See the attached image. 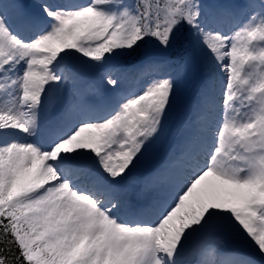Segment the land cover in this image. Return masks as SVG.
<instances>
[{
    "label": "snow or ice",
    "instance_id": "obj_1",
    "mask_svg": "<svg viewBox=\"0 0 264 264\" xmlns=\"http://www.w3.org/2000/svg\"><path fill=\"white\" fill-rule=\"evenodd\" d=\"M239 16L203 0H0V264H264V0ZM153 43L200 47L223 86L153 174L162 196L130 218L121 183L162 132L176 81L158 74L101 111L46 117L72 62L104 68L119 92L112 62Z\"/></svg>",
    "mask_w": 264,
    "mask_h": 264
},
{
    "label": "rangeland",
    "instance_id": "obj_2",
    "mask_svg": "<svg viewBox=\"0 0 264 264\" xmlns=\"http://www.w3.org/2000/svg\"><path fill=\"white\" fill-rule=\"evenodd\" d=\"M22 2L26 4L28 7L32 8L33 10H37V5L39 3V0H22ZM75 2H85V0H75ZM203 2L206 8L209 10L219 9L225 6L231 9L235 7L241 8L242 11L240 12L241 14L239 17H242L243 13L246 11V5L249 3V0H203ZM232 26H233V21L228 18H226L221 25V27H223L225 30H231ZM153 50L154 49H151L150 51ZM172 51L173 53L169 58V62L158 63V65L161 66L159 73L165 74V72L170 71L168 75H170L176 81V89H175L176 111L173 115L167 114L166 120L164 121L163 130L166 125L173 122H179L180 120H182V118L185 116L186 112L189 109L190 110L196 109L195 110L196 119L195 120L193 119L191 124L188 123L189 129L192 131V134L196 136L197 133L203 129L205 124V118L199 120V118L204 117V115L200 111V106L204 101L205 94L214 91L216 93L217 99H219V95L221 93L220 89L223 86V77L222 76L213 77L209 74L205 64V57L200 47L193 48L187 44L182 43L174 47ZM148 55L150 54L147 53V56ZM142 63L143 61L137 60L135 64H133L132 66H127L120 59H118L116 61H113L111 66L119 69L121 81L123 79L127 83H129L130 81L136 83L137 73L134 74V70L138 69L139 71V68L143 66ZM170 66H172V68ZM164 69L165 72H163ZM86 75H89L90 77L88 81H85L84 78L81 79L80 76L75 75L74 72L75 79L73 80L75 81L71 84V86L74 85V87L73 88L69 87L68 90H65L64 83H61L56 86L54 98H53L54 108L49 109V114L46 117V123L48 125H51L54 122V115L56 117H59L64 113V110L61 107V102H65L67 104L71 103L70 95L68 94L69 91L71 92V94L78 93L79 95L82 96H84L86 93H95L97 96L101 97V99L105 98L106 101L103 102V104H101L99 107L93 105V103L89 100L86 101V103H84L82 111L89 109V107H92L91 109L93 110L101 111L102 109L106 108L108 105L110 106L115 103V100L117 99L118 96L114 94H117V92L114 91L112 86L107 83L108 77L105 73L104 68L98 67L95 64H91V67ZM153 76L150 77L149 80L157 77V75H153ZM204 79H209V83L207 82V87L204 89V95L198 98H196L195 96H190V97L187 96V87H189L191 90H194L195 85L203 81ZM84 83L86 84L81 89H79ZM144 84L145 82L142 81L138 83V87L141 88ZM122 86H123V81L121 82L119 88H121ZM84 87H86V91H83ZM103 92H105L106 94L105 96H103ZM163 130L160 133L159 137L155 139V141L152 143L148 151V153L152 157L158 159L160 166L164 162L162 160V154L164 151L163 148L164 146H166L165 141H167L171 137L170 133L164 135ZM180 147L182 148L183 145L180 144ZM158 179H163V178L159 177ZM126 181L125 184L132 182V184L138 187L136 193L137 199H135L134 203L138 205V208L143 209L144 201L142 200V194L139 188V181L136 178H133L131 175L127 177ZM141 184L143 186L144 185L149 186L152 184V181L150 182L141 181ZM199 239L200 238L197 237L195 240H193L192 244L189 247L191 248L195 246L199 242ZM219 239L221 238L218 237V240ZM225 239H227V244L231 248L240 249L242 251H245L244 249H247L244 248L247 247L246 244L240 239L232 238V237H227Z\"/></svg>",
    "mask_w": 264,
    "mask_h": 264
},
{
    "label": "bare ground",
    "instance_id": "obj_3",
    "mask_svg": "<svg viewBox=\"0 0 264 264\" xmlns=\"http://www.w3.org/2000/svg\"><path fill=\"white\" fill-rule=\"evenodd\" d=\"M233 10L239 13L242 11L241 8H238V7L233 8ZM243 18L244 17L242 16L239 19L242 20ZM153 71L154 70H151L150 73H152ZM71 82H73V79H69L67 82L64 83L65 90L69 89ZM207 82L209 83V79H204L203 81L199 82L198 84L195 85L194 90H191L189 87H187V96L189 97L195 96L196 98L202 97V95H204V89L207 87ZM123 91L128 92L129 88H123ZM68 94L70 95L71 103L67 104L65 102H61V107L63 108L65 112V110L68 109L69 106H71V112L69 113V115L70 117L74 118L80 112V105L83 103L79 102L78 94H71L70 91L68 92ZM84 100L85 101L90 100L94 105H97V106L103 104V101L100 99V97H98L95 94L86 95L84 97ZM194 118H195V110L189 109L186 112L185 116L182 118V120H180L179 122L170 123L164 127V130H163L164 135L167 133L171 134V137L167 141H165L166 146H164L163 148L164 151L162 154V160L164 162L168 160L169 158L174 157L179 152V149H180V146L178 145V143H185V141L187 140L186 136L192 134V131L187 129V124L191 123L192 119ZM158 169L159 167L157 168L155 173H157ZM153 174L148 177L139 179L141 181L142 180H148V181L152 180V185L150 187L142 186L140 188L141 194H142V200L144 201V207L150 204L151 202H153L155 199L160 198L162 196L161 185L164 183V179L159 180L157 178H153ZM154 181H156L157 183ZM137 189L138 187H136L132 183L127 185V188L125 191H123V188L121 187V199L127 205L126 211L128 215H131L136 210V208L134 207V200L137 198L136 197Z\"/></svg>",
    "mask_w": 264,
    "mask_h": 264
},
{
    "label": "water",
    "instance_id": "obj_4",
    "mask_svg": "<svg viewBox=\"0 0 264 264\" xmlns=\"http://www.w3.org/2000/svg\"><path fill=\"white\" fill-rule=\"evenodd\" d=\"M154 47H157L154 43L146 46L145 49H144V52H143L144 55L146 56V52L149 51L150 49L154 48ZM168 54H169V51H166L165 52V56H167ZM165 56H164V58H165ZM162 57L163 56H161L160 58H162ZM74 63H76L77 69L81 73H85V71L89 67V64L86 63V62H85V66L84 67H80L79 61H74ZM171 109H172V105H171ZM144 163H146V164L144 165ZM155 164H156V160H151L148 155H145V157L142 159L141 163L135 168V170H133V173H136V174H139V175L149 174V173L154 171Z\"/></svg>",
    "mask_w": 264,
    "mask_h": 264
},
{
    "label": "trees",
    "instance_id": "obj_5",
    "mask_svg": "<svg viewBox=\"0 0 264 264\" xmlns=\"http://www.w3.org/2000/svg\"><path fill=\"white\" fill-rule=\"evenodd\" d=\"M140 54H141V49L139 50L138 54L132 56V57H129L131 60H134V59H137V58H140Z\"/></svg>",
    "mask_w": 264,
    "mask_h": 264
}]
</instances>
